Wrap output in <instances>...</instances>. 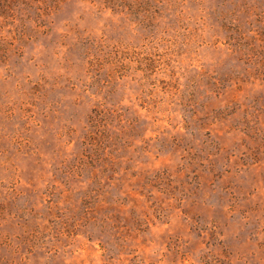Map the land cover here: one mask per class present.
I'll use <instances>...</instances> for the list:
<instances>
[{
	"label": "rangeland",
	"instance_id": "374dc122",
	"mask_svg": "<svg viewBox=\"0 0 264 264\" xmlns=\"http://www.w3.org/2000/svg\"><path fill=\"white\" fill-rule=\"evenodd\" d=\"M0 264H264V0H0Z\"/></svg>",
	"mask_w": 264,
	"mask_h": 264
}]
</instances>
